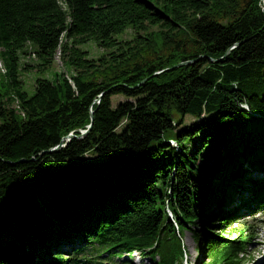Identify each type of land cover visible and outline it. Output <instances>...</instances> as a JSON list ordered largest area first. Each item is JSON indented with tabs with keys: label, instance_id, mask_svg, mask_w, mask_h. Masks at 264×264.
<instances>
[{
	"label": "trees",
	"instance_id": "obj_1",
	"mask_svg": "<svg viewBox=\"0 0 264 264\" xmlns=\"http://www.w3.org/2000/svg\"><path fill=\"white\" fill-rule=\"evenodd\" d=\"M58 53L71 75L29 96L22 71ZM0 64V264H183L186 231L196 264L246 261L264 211V0H0Z\"/></svg>",
	"mask_w": 264,
	"mask_h": 264
},
{
	"label": "rangeland",
	"instance_id": "obj_2",
	"mask_svg": "<svg viewBox=\"0 0 264 264\" xmlns=\"http://www.w3.org/2000/svg\"><path fill=\"white\" fill-rule=\"evenodd\" d=\"M130 30H127L120 38L122 39H128L131 36ZM83 49L89 51V58H97L102 54V49L98 48L92 41L88 42L87 44H84ZM37 63V60L35 58H23L21 59V65L23 66L24 64H31L32 66ZM1 64H0V71H1ZM65 73L66 75L70 76L71 70L65 69L62 63L60 62L59 58V53L55 58V61L53 62L51 68L48 71H40L37 69H32L29 71H22L21 73V81L23 82V89L24 91L27 92L29 96H32L34 93V81L37 78H51V76L54 73ZM8 91V87L5 85L4 81L0 79V94H4ZM126 101V99L122 96H114L112 98V105L113 107H116L117 104ZM195 120L191 116H185L184 117V124L178 128V130L182 129L183 126L189 125L191 123H194ZM174 146V145H173ZM103 160V158L99 157L97 154L94 152L87 153L85 154L82 158L81 161L83 162H92V163H98V161ZM210 163V162H209ZM246 165V164H245ZM103 169H106V166L103 167ZM262 221L260 227V223L258 224L257 228V236L254 239V242H252L250 248H248L247 252L249 257H246V261L248 260L249 264H264V214H261L259 216ZM224 224H220L219 226L221 227ZM197 231L202 233L204 231L203 228H197ZM227 237H229V234L224 233ZM203 238V237H202ZM182 244L185 248V254H186V260L187 261L184 264H194L198 260L203 261L206 260L205 257L200 253L203 247L200 250L196 249V243L194 241V233H191L189 231L184 232L182 234ZM106 257V254H103ZM102 255V256H103ZM126 257V256H124ZM123 256L118 260L117 262H123ZM128 259V258H126ZM131 262L134 263H142V264H152L149 259H140L139 254L134 253L130 256ZM101 260V259H100ZM246 261L243 263L245 264Z\"/></svg>",
	"mask_w": 264,
	"mask_h": 264
},
{
	"label": "water",
	"instance_id": "obj_3",
	"mask_svg": "<svg viewBox=\"0 0 264 264\" xmlns=\"http://www.w3.org/2000/svg\"><path fill=\"white\" fill-rule=\"evenodd\" d=\"M179 65H181V64H179ZM89 130H90V125L87 127V129H86V131H82L81 132V135L80 136H75L74 134H69L68 136H66V137H64L63 139H62V141H66V142H68L70 139H72V138H75V137H77L78 139H81L82 137H84L88 132H89ZM64 145L63 144H59L57 147H55V148H52L51 150H49V151H55V150H57V149H60V148H62Z\"/></svg>",
	"mask_w": 264,
	"mask_h": 264
}]
</instances>
